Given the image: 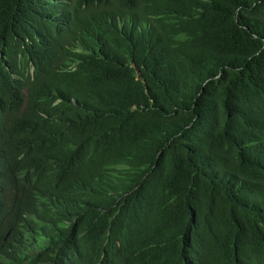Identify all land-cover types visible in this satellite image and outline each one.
Listing matches in <instances>:
<instances>
[{
    "label": "trees",
    "instance_id": "16d2710c",
    "mask_svg": "<svg viewBox=\"0 0 264 264\" xmlns=\"http://www.w3.org/2000/svg\"><path fill=\"white\" fill-rule=\"evenodd\" d=\"M0 264H264V0H0Z\"/></svg>",
    "mask_w": 264,
    "mask_h": 264
}]
</instances>
